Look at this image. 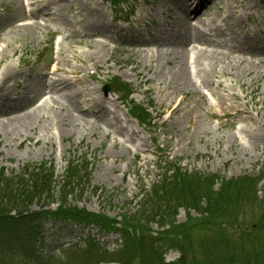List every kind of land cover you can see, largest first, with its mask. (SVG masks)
Listing matches in <instances>:
<instances>
[{
	"label": "rangeland",
	"instance_id": "374dc122",
	"mask_svg": "<svg viewBox=\"0 0 264 264\" xmlns=\"http://www.w3.org/2000/svg\"><path fill=\"white\" fill-rule=\"evenodd\" d=\"M86 1L74 0V5L79 3L86 10L89 9V6L97 5L99 9L104 11L107 20L111 21L113 13L105 0H89V4ZM146 1L145 3L143 0H130V4L125 5V8L130 11L122 13L120 17H127L128 22H117L116 24L128 27L129 32L124 37L119 36L117 38L119 42L134 40L130 31L132 28L137 30L140 27L139 32L144 34V39L149 38L146 34L147 31L153 32L158 46L161 39H166L168 35L171 41L179 43L184 38L185 31L189 26L188 18L180 20L178 17V15L182 16L183 10L178 8L176 3L166 2V0ZM240 1L243 3L253 1L256 8L247 11L243 16L241 11H236L234 19L229 24L222 22L217 17L212 19L223 25V32L215 27V23H209L208 19L202 21L199 18H194L192 25L201 26L218 42L227 39L229 43L234 45L241 43L244 47H248V45L254 47L253 42L259 41V36L264 38V0L260 2L256 0ZM65 5V2H60L55 6V10ZM4 6L8 8L6 11ZM170 6L174 7L171 8ZM131 7L134 11H131ZM16 9L20 10L17 0H0V35L9 30L10 25L7 26L6 18L9 17L10 10ZM210 11L214 13L216 7L212 6L206 12V16H203L206 18ZM21 12L22 9L18 15ZM25 13L27 14V12ZM65 13L71 14L68 5ZM215 14L219 17H225L228 14V9L225 7ZM206 24L211 25L209 28H213L211 32L208 31V27L204 26ZM181 25L183 26L181 27ZM52 33L50 30L42 33L37 32L41 39H38L31 30L26 33L28 37L34 39V43L12 58L16 65L20 63L19 67L21 68L19 70L21 72L16 75L14 80L11 79L10 81V99H5V96L0 93V108L8 109L14 101L21 98L20 96L25 91L20 85H25L27 90L28 88L29 90L40 88L42 74L48 71L46 59L42 57L47 52L45 48L50 44L49 39ZM259 33L260 35H258ZM15 36L23 38L20 33ZM15 36L13 39L8 36V39L13 41ZM60 38L63 41V34ZM0 45L4 46V43H0ZM115 45L116 43L112 42V46ZM65 47L69 48L68 42H66ZM124 47L123 49L117 48L113 54L116 61L108 59L107 66H110L111 69L108 71L103 68L100 70V74L107 81L112 77H119L123 81L130 82L134 102L146 105L151 102L154 104L155 116L158 117L154 127L155 131L151 132L137 120L131 119L127 114L126 106L119 101L115 90L112 89L109 95L104 98L111 101L116 100L117 106L121 110L118 111L115 108V111L119 112L117 113L119 118L123 119V131L126 130L123 137L124 140L126 139L127 150L113 146L110 138L101 134L88 133V131L84 132L81 129L72 131L70 124L65 123L60 116V118H54L44 124V127L49 129L37 127L34 132L29 131L24 138L18 137L14 141L5 142V136L1 133L0 138L2 137L3 140L0 142V168L6 167L9 173L18 172L28 163L48 160L54 162L56 175L60 179L66 165V157H69L74 151L87 154L93 168L92 184L98 188V194L95 195L90 189H87L82 198L73 199L72 203L92 211L105 212L110 216H119L124 211L129 213L136 211L139 185L145 183L147 186H151L160 178L157 166L160 164L161 156L164 157L162 159H167L170 156L169 160L181 161V167L185 169L202 173H219L226 178L255 175L260 170L264 164V77L261 78L260 76L264 72V65L250 66L249 63L251 62L247 61L244 64L247 65L249 72L245 75L238 72L228 74L227 70L223 72V68L220 70L221 65L217 68L213 67L210 74L213 73L214 76L208 86L206 85L217 99V104L211 107L198 91L192 89L180 91L174 86L165 87V84L158 86L157 76L152 72H145L147 69L144 68L145 58L140 57L134 48H130L129 44H125ZM159 47L172 52L181 48V45ZM76 49L79 52L87 50L83 46H76ZM220 49H224L225 52L229 51L231 55L237 53L226 47ZM58 51L59 48L56 50V57ZM260 53L264 54L263 51ZM178 55L168 63L165 62L166 68L163 71L168 72L169 68L171 69L175 65ZM237 55L235 54V56ZM18 56L21 57L20 60ZM245 56L248 59H254L255 54H248L247 52ZM225 58L226 61L232 60V56ZM104 59H98L100 64L104 65ZM71 64L74 67H81L80 63L72 59ZM87 66L88 68L92 67L90 63H87ZM230 69L232 70L231 67ZM175 70L176 68L173 71ZM236 71L237 69L234 68L233 72ZM198 72L200 73V71ZM199 73L196 79L200 82L202 79L199 77ZM251 76L254 78L252 79ZM16 80L19 84L18 87ZM84 81L90 83L86 77H84ZM219 82L221 84L218 86ZM91 87H96L99 94L103 95L97 83L92 84ZM181 95L184 97L182 106L173 114L168 108L170 104L172 105V101ZM18 97L20 98L17 99ZM220 101L226 107L229 116H220L221 111L224 110L219 106ZM102 114L105 117L113 116L105 110H102ZM166 118H168L167 121ZM244 130L245 132L242 133ZM36 137L37 140L41 138L37 143L34 142ZM153 138L157 140L156 143H154ZM116 153L118 155L113 158V154ZM258 194L264 195V181L259 185ZM193 214L197 215L194 212ZM186 216V212L182 209L177 216L178 221H184ZM250 223L248 228H250ZM46 229L47 233L43 240L47 243L48 254L54 255L53 252L55 251L57 256L62 251L61 245L63 243L69 241L83 243L87 233V229L80 226L65 225L54 221L47 222ZM58 230L60 236L56 237L55 234ZM90 230L91 233L99 236L98 228H90ZM151 230L157 231V224H153ZM103 239H101L102 242ZM117 242L118 240L116 242L109 241L108 247H117ZM178 256L179 254L176 252H169L166 258L171 260Z\"/></svg>",
	"mask_w": 264,
	"mask_h": 264
},
{
	"label": "bare ground",
	"instance_id": "6f19581e",
	"mask_svg": "<svg viewBox=\"0 0 264 264\" xmlns=\"http://www.w3.org/2000/svg\"><path fill=\"white\" fill-rule=\"evenodd\" d=\"M256 1L260 2L261 0ZM39 4V0H32L30 3L35 12L42 9L39 7ZM188 5L186 4L185 7H183V10L186 12H188ZM189 7L192 10L188 13V15L194 14L197 17L203 11V9H201L199 13L195 12L194 7H199L197 4L194 6L189 5ZM224 7L228 9L227 16L219 17L216 15V17L226 24H229V22L234 19L236 11L239 12L242 9L243 14H246L247 11L256 8L253 1L243 3L240 0H226L223 7L218 8L221 10ZM49 15H54V13L49 12ZM46 17H48V15H46ZM38 18L39 17H36L37 21H32L30 24L23 25H18V22L24 20V17L14 18L11 34H15L19 30L26 32L28 30L43 29L48 26L38 22ZM31 19L35 18L31 16ZM52 19L58 20L56 17H48L49 21ZM179 19L186 20L183 14L182 16L179 15ZM73 25H80L84 29V38L79 42L94 49L92 53L87 54L90 62L94 61L96 56H105L107 53H110L111 57H113L114 49L110 47L109 42L111 39L109 34L112 31V28L107 25V21L103 14L96 15L93 11H90L89 13L79 11L78 15L73 16L72 23L62 28L65 32L66 39L72 35L71 30L73 29ZM182 26L183 25H181V27ZM217 29L223 31L222 26H217ZM212 30V28L209 29L210 32ZM168 37L165 40L167 45H170V47L181 45V48L176 49L171 53H169L168 50L166 52L159 51L156 55L154 53L151 55H149V53L142 54L140 50L138 51L139 54H142V56L146 58V61L150 60L147 72H153L157 76L156 80L158 86L162 84H165V87L174 86L180 91L186 89L197 90L199 88L197 81L194 79L190 68L191 66H189L190 64L188 61V53L192 50H194L195 54L194 63L196 67L199 68L198 71L204 75V79L202 80L203 82H201L203 85L207 84L206 82L211 77L210 70L213 67L217 68L219 65H221L220 70L223 68V72H226L227 70L228 74L238 72L244 75L249 72L247 65L244 64L247 61L251 62L249 63L250 66L255 64L264 65V54L260 53V50H262L264 46L259 47L257 52L256 49H242L241 45H232L230 46V49L237 53H233L231 55V61H226L225 57L230 56V54H227L219 48L223 46L227 48V41L220 43L215 42L207 38L205 32H202L197 28L193 29L188 26L186 36L182 38L179 43L171 41ZM29 40H31V38H28L27 41L16 39L15 41L17 44L12 45V48L10 49V41L5 38V36L0 37V42L2 41L5 44V46L0 50V93L7 98L9 97L8 91L11 88L9 82L11 79H15V75L18 72V66L11 61V58L18 52L22 51L24 46L29 43ZM135 44L150 46L151 44H157V42L141 39L136 41ZM190 47L192 48L189 49ZM247 52L248 54L254 53V59H248L245 56ZM72 54L76 60L83 62L81 54H79L76 50L73 49ZM235 54L238 55L235 56ZM177 55L180 61H177V59L175 65L171 69L169 68L168 72L163 71V69L166 68L163 62L172 60ZM59 61L60 64L57 65L53 72L42 74L40 82L41 86L39 90H29L28 88V92L24 96L22 102L16 100L13 102L10 109L0 110V118H3L0 119V134L3 133L7 139L6 140L4 138V141H14L18 137L24 138L27 132H34L37 127L40 129H49L48 127H44V124L54 118H60L61 116L65 123L70 124L72 131L76 129H88L90 130L89 132L92 133L100 132L106 136L111 134L113 143L115 145L119 144L120 140L117 136H115L118 130H113L112 132L110 130L112 126H109V129H106L103 125L104 120L101 115H99L103 108L108 109L109 100L102 97H85L83 102L88 104L89 108L81 109L79 106L77 107L76 104L72 102L71 98L74 96H81L82 90L80 85L83 86V83L82 80L73 79L72 76H79L81 71L78 69L70 70L65 66H62L61 63L64 61L63 57H61ZM242 64H244V67H242ZM175 68L176 70L173 71ZM234 68L237 69L236 72H233ZM260 76L261 78L264 77V72ZM251 78L253 79L254 76H251ZM173 103H177V106L174 108V110H177L181 108L183 98L179 101L173 100ZM117 113V110L112 113L116 122L120 120L119 114L117 115ZM1 140H3L2 137L0 138V142ZM38 140L40 141L41 138ZM38 140L36 137L34 142L37 143L39 142ZM236 143L239 144L238 141H236ZM122 148H124V143L122 144ZM123 150H126V148ZM113 155V157H116L118 154L116 153Z\"/></svg>",
	"mask_w": 264,
	"mask_h": 264
},
{
	"label": "trees",
	"instance_id": "16d2710c",
	"mask_svg": "<svg viewBox=\"0 0 264 264\" xmlns=\"http://www.w3.org/2000/svg\"><path fill=\"white\" fill-rule=\"evenodd\" d=\"M77 169L71 168L70 169V175L76 174ZM30 176L32 177L33 184L30 186V189L23 195L21 198H15L17 194L13 192L12 190L9 191L7 188L4 191V194H6V197H0V212H2L3 205L8 201H14L17 206H20L23 204L25 208L27 207V204L31 203L35 198L42 197L46 192H48V196L51 197V184L53 182V174L52 170L47 168L45 165H40L38 167H35V169L32 170V172H29ZM5 180L8 184L11 183L14 179H9L4 176V171H0V181ZM15 180L19 183H31L25 179H22V177L18 176L15 178ZM204 182L208 183L210 188L206 189L207 191L213 190L211 180H204ZM233 181H226L223 183L221 190H228L233 186ZM201 183V176L194 174L185 177L181 175H176L175 179L167 180L163 182V185L160 186L159 191L161 192L160 195H158V200L160 202H163L165 204V208H172L171 205L176 203L174 206V210L182 206H190V207H199V199L200 197L196 193V189L194 188L198 184ZM194 188L195 192H190V189ZM74 187H70L68 192H72ZM157 192V191H155ZM0 196H2L0 194ZM173 209V208H172ZM78 216H84L85 213L77 212ZM30 220H34L35 216L30 215ZM22 221H28L25 218H21L18 221L7 219V217L0 218V226L5 225L6 223L9 224H18Z\"/></svg>",
	"mask_w": 264,
	"mask_h": 264
}]
</instances>
